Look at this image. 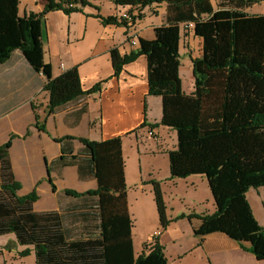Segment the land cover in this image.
<instances>
[{"label": "trees", "instance_id": "16d2710c", "mask_svg": "<svg viewBox=\"0 0 264 264\" xmlns=\"http://www.w3.org/2000/svg\"><path fill=\"white\" fill-rule=\"evenodd\" d=\"M114 2L138 9L167 3V24L155 28L153 40L139 39V47L126 55L112 49L111 57L115 76L139 56L147 58L148 93L162 98L160 124L177 131V147L169 152L170 178L199 175L208 182L215 211L183 213L177 218H198L194 233L201 240L223 233L264 260V227L247 199L250 188L264 186V15L247 9L264 0ZM16 4L17 0H0V63L21 50L34 69L47 76L49 113L68 104H82L85 96L100 91L103 81L83 89L77 67L52 77L50 65L43 61L42 18L56 9L77 11L89 1L46 0L43 11L19 19ZM99 17L105 24L129 28L141 13L130 22L117 16ZM181 22L192 25L194 34L203 39L202 56L192 59L195 90L191 94L183 91L179 75ZM74 138L60 139L59 163L67 164L64 154L72 152ZM79 140L90 156L98 186L85 192L65 189L74 202L63 212H76L66 217L61 210L36 211V189L19 194L21 183L13 172L11 143L0 145V236L14 234L16 238L7 247L13 243L27 246L20 252L26 256L28 246H33L37 264H169L158 236L135 256L122 137ZM74 164L81 177L87 174L81 164ZM150 183L160 224L166 229L172 220L161 182L152 179ZM88 198L94 201L90 206L84 204ZM84 219L97 221L91 225L95 230L86 232V225H74Z\"/></svg>", "mask_w": 264, "mask_h": 264}, {"label": "crops", "instance_id": "0c3cea01", "mask_svg": "<svg viewBox=\"0 0 264 264\" xmlns=\"http://www.w3.org/2000/svg\"><path fill=\"white\" fill-rule=\"evenodd\" d=\"M88 1V5L71 13L62 9L48 12L42 18L40 30L43 61L50 65L52 77L77 67L84 90L103 81L101 90L85 96L82 104H68L49 113L47 76L35 70L21 50H15L0 63V145L11 143L9 154L15 177L21 183L19 194L36 189L39 198L34 209L38 212L61 210L64 217L76 214L63 212L74 202L63 191L85 192L98 186L90 156L79 138L102 141L121 136L135 256L160 231L158 239L169 264H264V260H258L223 233H212L201 240L194 233L200 224L196 217L182 218L181 227L173 221L162 228L150 181L155 179L162 184L170 178L169 152L177 147V131L160 124L162 98L148 93L147 58L139 56L115 76L111 50L126 55L139 47L131 45L132 38L153 40L155 28L167 24V3L138 9L116 4L114 0ZM45 5L46 0H17V18L40 13ZM124 11L136 15L140 12L141 17L129 28L105 24L99 17L117 16ZM247 12L264 15V2L255 3ZM180 26L179 75L183 91L191 94L195 90L192 59L202 56L203 39L194 34L192 25L181 22ZM143 122L146 124L141 127ZM67 135L75 138L71 140L72 152L64 154L67 164H61L60 139ZM147 155L152 159H145ZM156 158L163 160L159 163ZM155 159L156 163L151 164ZM74 163L81 164L87 174L81 177ZM160 166L164 168L162 172ZM247 199L264 227V186L250 188ZM92 202L88 198L84 204L90 206ZM91 220L74 225H86L88 232L97 223ZM184 234L189 237L179 245L177 240ZM15 240L14 234L0 236V264H37L33 246H28L30 253L26 256L20 252L27 246L13 243L7 247L8 242Z\"/></svg>", "mask_w": 264, "mask_h": 264}, {"label": "rangeland", "instance_id": "374dc122", "mask_svg": "<svg viewBox=\"0 0 264 264\" xmlns=\"http://www.w3.org/2000/svg\"><path fill=\"white\" fill-rule=\"evenodd\" d=\"M225 0H217L216 4L221 3ZM145 159H152L149 155ZM157 162L161 163L162 158H156ZM155 160H151L152 163H156ZM161 172L163 171V166H160ZM161 174L160 171H157ZM155 172V173H156ZM203 177V176H202ZM201 179H204L202 182ZM164 198L167 206L168 217L178 223V226L182 225V218H177L181 214H187L191 212L195 213H210L214 211V200L210 192L208 182L206 178H201L199 175H193L192 177L186 178H169L164 180L161 184ZM171 235V234H170ZM189 236L183 235L177 240L178 244H183L186 242ZM176 245V244H175ZM171 244V246H175Z\"/></svg>", "mask_w": 264, "mask_h": 264}, {"label": "built area", "instance_id": "2783aa9c", "mask_svg": "<svg viewBox=\"0 0 264 264\" xmlns=\"http://www.w3.org/2000/svg\"><path fill=\"white\" fill-rule=\"evenodd\" d=\"M211 1H212L213 3H216L217 0H211ZM135 15H136V14L131 13V12H129V11H124V12H119V13L117 14V17L122 18V19L127 20L128 22H130L131 20L134 19ZM130 43H131V45H133V46H138V43H139V42H138V39L134 37V38H132V39L130 40ZM159 234H160V231H156V232H155V237H157Z\"/></svg>", "mask_w": 264, "mask_h": 264}]
</instances>
